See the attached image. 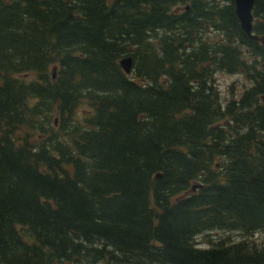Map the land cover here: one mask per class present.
<instances>
[{"label": "trees", "instance_id": "trees-1", "mask_svg": "<svg viewBox=\"0 0 264 264\" xmlns=\"http://www.w3.org/2000/svg\"><path fill=\"white\" fill-rule=\"evenodd\" d=\"M262 235L264 45L234 0H0V264H264Z\"/></svg>", "mask_w": 264, "mask_h": 264}, {"label": "water", "instance_id": "water-1", "mask_svg": "<svg viewBox=\"0 0 264 264\" xmlns=\"http://www.w3.org/2000/svg\"><path fill=\"white\" fill-rule=\"evenodd\" d=\"M235 4V12L237 15V18L240 22V25L244 32L247 34V36L254 41L260 42L262 45H264V35H259L254 32V6H255V0H234ZM189 7L187 6V9ZM119 64L121 68L128 74H132L133 71V64L134 60L133 57L127 56L120 59ZM53 78H56V68L54 67L52 70ZM57 123V122H56ZM163 174L161 172H158L155 175V180L162 179ZM198 187H201V185H194L192 187V191H196Z\"/></svg>", "mask_w": 264, "mask_h": 264}, {"label": "rangeland", "instance_id": "rangeland-1", "mask_svg": "<svg viewBox=\"0 0 264 264\" xmlns=\"http://www.w3.org/2000/svg\"><path fill=\"white\" fill-rule=\"evenodd\" d=\"M34 76H29V79H32ZM217 84L219 87V90L221 92V95L226 98L229 99L230 96L232 95V90H234L237 94L241 93L244 91L245 86L249 87L250 83H248L245 79V77L241 74L239 75H231V74H226V73H219L217 74ZM85 108H80L79 110V114L80 116H82L83 114H85ZM238 232H216V231H212L209 233H204L199 235L196 238V242L198 244L199 247L202 248H207L209 247V242L208 240H217L218 238H220L222 235L223 236H230L232 237V239H239L241 238L240 234H237ZM261 236V235H260ZM264 235H262L261 240L263 239Z\"/></svg>", "mask_w": 264, "mask_h": 264}, {"label": "bare ground", "instance_id": "bare-ground-1", "mask_svg": "<svg viewBox=\"0 0 264 264\" xmlns=\"http://www.w3.org/2000/svg\"><path fill=\"white\" fill-rule=\"evenodd\" d=\"M239 98V97H238Z\"/></svg>", "mask_w": 264, "mask_h": 264}]
</instances>
